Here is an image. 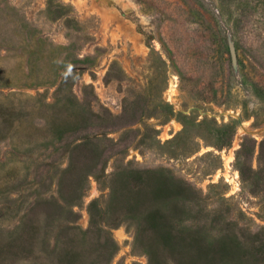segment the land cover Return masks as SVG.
Listing matches in <instances>:
<instances>
[{"label": "rangeland", "instance_id": "rangeland-1", "mask_svg": "<svg viewBox=\"0 0 264 264\" xmlns=\"http://www.w3.org/2000/svg\"><path fill=\"white\" fill-rule=\"evenodd\" d=\"M263 140L264 0H0V264H264Z\"/></svg>", "mask_w": 264, "mask_h": 264}, {"label": "trees", "instance_id": "trees-1", "mask_svg": "<svg viewBox=\"0 0 264 264\" xmlns=\"http://www.w3.org/2000/svg\"><path fill=\"white\" fill-rule=\"evenodd\" d=\"M262 146L264 145V140L261 144ZM73 170L74 168L71 167L67 173L66 176H71L73 175ZM129 182L133 185L139 186L138 191H143L144 186H145V181L143 180V177H138L136 179H130ZM68 189L66 191V195L63 196L62 194V199L65 203V205H78V202L80 200L81 196V190H82V183L77 182V183H71L68 186ZM154 194H157L158 200H161V206L158 209H154L153 212L148 215V220L151 222V229L152 232L156 235V237H159L161 240L164 239L165 244L169 241L170 238H172L174 232H181V230L177 229V218H174L173 216L180 214V211L182 209L181 206V198L183 196H189V199L194 200L196 199V193L192 191L190 188L183 186L182 184H173L172 181L168 177H163L159 184L158 187L153 190ZM49 206L50 211H48L47 217L48 220L51 221L54 217H56V212L55 210V203L50 202L46 204ZM58 206V205H57ZM60 209V207H56ZM88 212L90 216V229L87 231L88 234H93L94 232L97 231L98 228V215H99V210H98V205L97 202H92L89 207H88ZM69 221H72L73 215L72 212H67ZM58 215V214H57ZM48 221V222H49ZM75 228H72V230ZM41 231V228L36 226H30L26 225L24 227V233L20 237V245H26L30 243L39 237V236H44L43 234L39 235V232ZM162 237V238H161ZM176 254H178L177 250H172ZM77 251L74 249L68 251V256L65 257L66 264H75L77 260ZM189 262V259L186 263ZM209 264H217V262L212 261Z\"/></svg>", "mask_w": 264, "mask_h": 264}]
</instances>
